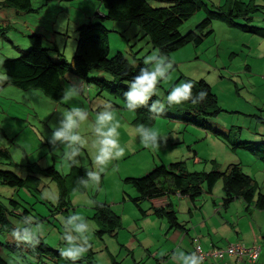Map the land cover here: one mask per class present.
I'll list each match as a JSON object with an SVG mask.
<instances>
[{
  "label": "rangeland",
  "instance_id": "rangeland-1",
  "mask_svg": "<svg viewBox=\"0 0 264 264\" xmlns=\"http://www.w3.org/2000/svg\"><path fill=\"white\" fill-rule=\"evenodd\" d=\"M31 1L36 10L35 14L19 13L5 8L2 5L3 0H0L1 81L6 80L4 62L29 52L31 46L28 37L32 34L44 37V47L50 50V55L55 60L72 62L78 47L79 28L88 24L91 19L95 21L96 14H103L105 11L102 0ZM158 1L149 0L153 6L169 4ZM224 1L200 0L203 10L181 27V34L195 30L211 11V5L218 6ZM256 3L264 5V0H256ZM89 17L91 19H87ZM239 24L264 28V13H259L252 23L240 20ZM105 25L112 32L111 57L122 52L132 62V52H138V58L143 57L145 60L147 55L155 51L142 39L143 35L135 25L112 21L105 22ZM213 30L214 34L206 38L202 46L188 45L170 56L173 68L161 82L158 97L165 98L173 84L185 81L183 77L195 81L205 80L217 96L224 112L218 117L204 119L211 130H221L232 136L230 143L221 140L212 131L174 119V112L178 116L183 115V112L174 111V107L172 110L156 113L161 116L155 117V122L151 125L147 124L146 116L140 123L135 124V120L140 117L138 113L128 110L122 99H115L108 89L101 93L96 85L88 87L76 80L66 82V92L70 85H76L78 94L66 96L57 104L40 90H21L13 85L2 84L0 169L11 171L21 178H27L36 170L38 172L35 175L39 181L37 187L32 189L0 186V203L12 211L13 216L23 217V212L26 211L28 215L35 217L42 229L41 239L56 251L64 246L61 240V234L65 230L64 220L70 214L78 212L90 222V231L87 234L89 249L81 259L94 258L97 264H113V261L121 264H154L147 261L152 253L145 252L139 242L145 244L151 240L159 246L160 236L163 235L159 224L165 222L159 221L153 225L150 219L141 220V213L132 202V199L138 197V193L133 184L126 182L127 179L142 178L157 167L179 162H186L189 172L192 173H210L213 170L225 172L229 166L239 165L245 174L258 182L257 194L264 193V163L253 150L231 149V143L237 141V138L240 142H264V123L261 122V119L264 121V39L232 29L222 22H214ZM95 75L105 76L102 72ZM73 107L87 111L88 118L81 123L79 131L89 143L83 148L84 155L79 158L81 164L69 166L63 156L66 149L53 152L48 140L53 131L50 125H58L61 113ZM103 110H111L119 121V141L125 151L122 156L109 161L104 170L100 171L101 166L94 162L96 148L91 144L96 139L94 124L97 114ZM141 124L159 132L157 145L145 146L141 142L137 131V126ZM233 127L242 130L239 132L234 129L231 132ZM196 156L201 164L194 166ZM51 167L60 178L47 173ZM88 171L96 172L98 176L88 177ZM81 178L86 179V182L82 183ZM217 187L218 193L223 195L220 190L223 183L220 182ZM170 198L173 199V196ZM201 198L211 197L204 195L198 200ZM67 199L71 200L70 206H67ZM11 201L17 202L18 206L12 207ZM182 201L176 198L174 208L177 213L178 210L181 211V216L188 210V201ZM179 203L183 204L182 208ZM100 204L108 205L118 216L124 217L123 226L115 235L105 234L101 238L97 236V231L103 225L94 220V208ZM151 207L149 201L142 204L144 211H149ZM252 214L254 216H249L250 221H258L257 211L254 210L250 215ZM20 220L9 217L8 230H3L0 223L2 258L12 261L13 264H72L63 257L49 255L51 253L45 255L47 258H38L32 253L31 247L18 246L12 241L10 230ZM260 227L264 230V219ZM143 229L145 230L142 233ZM9 244L11 247L17 246L18 251L7 248ZM167 249V246H163V255L158 258L165 256ZM38 250L37 254L41 249L38 247ZM92 251L94 255L91 254ZM133 252L137 261L132 255ZM261 259L264 264V252Z\"/></svg>",
  "mask_w": 264,
  "mask_h": 264
},
{
  "label": "trees",
  "instance_id": "trees-1",
  "mask_svg": "<svg viewBox=\"0 0 264 264\" xmlns=\"http://www.w3.org/2000/svg\"><path fill=\"white\" fill-rule=\"evenodd\" d=\"M161 1L169 4L153 6L149 0H102L105 16L96 14L95 21L89 17L87 19L91 20L88 24H83L79 28L78 47L70 63L66 60H55L50 55V50L44 47L42 35H30L28 37L31 46L29 52L19 58L7 59L4 62L6 80H0V89H2L1 85L4 84L13 85L21 90H40L45 96L59 104L66 97L65 83L76 80V82H81L88 87L98 86L101 93L108 89V92L116 97L115 99L121 98L126 106L124 97V92L127 91L126 84L146 65L143 57L138 58V52L130 54L133 59L132 62L122 52H118L113 57L110 56L112 32L105 25L107 21L135 25L138 27V31L142 33V39H145L154 50L163 51L169 58L188 45L202 46L206 38L214 34V22H222L232 29L264 39V28L251 24H239L240 20L252 23L259 16V13H264V5L257 4L256 0H225L218 6L211 5V11L208 12L207 17L197 25L195 30L189 31L185 35L181 34V27L203 10V4L200 0H159L158 2L161 3ZM2 5L19 13L35 14L36 12L31 0H3ZM58 55L61 57L60 52ZM100 72L104 73L105 76L95 75ZM183 79L190 80L186 77ZM192 81L195 85L193 92L204 91L207 93L206 97L196 105L189 103L173 106L174 111L183 112L182 116H178L174 112L175 118H173L181 119L185 123L203 130L212 131L221 140L230 143L229 139L232 136L221 130H211L207 120L204 119L218 117L224 112L219 105L217 96L205 80ZM160 87L161 83L158 85V88ZM152 99H157V97L154 96ZM172 108L168 110H172ZM135 112L140 116L135 120V124L140 123L141 119L146 116L147 124L151 125L155 122V117L161 116L150 113L147 106L141 107ZM261 122L264 123L262 119ZM234 129H238L239 132L242 130V128L233 127L231 132ZM231 149L233 151L253 150L259 160L264 163V142L262 144L240 142L237 138V141L231 143ZM39 171L45 173L43 170ZM37 172L33 170V173L27 178H21L11 171L0 169V186L15 189L36 188L39 181L35 175ZM47 173L52 177L60 178L53 167L49 168ZM126 182L133 184L136 188L138 197L132 199V202L141 213L144 211L142 204L145 201L159 200L176 194L196 200L205 194L212 195L220 182L223 183L225 207L241 201L247 205L248 211L251 210L250 214L254 210L264 212V193L257 194L258 182L252 176L245 174L239 165H231L225 172L213 170L210 173H192L189 172L186 162H179L169 166L157 167L142 178L127 179ZM40 184L41 181L39 186ZM67 200V206H70L71 200ZM11 203L12 207L18 206L15 201H11ZM94 210L96 212L94 220L99 225H103L97 231L98 237L101 238L105 234L115 235L123 226L121 216H118L108 205L100 204ZM153 213L159 218L165 219L172 230H186V225L179 221L177 211L170 209V206L154 209ZM23 214L28 215V212L24 211ZM9 217H14L16 220L22 218L21 215L13 216V212L0 203V223L3 230L9 228ZM1 246L0 244V251ZM38 247L41 251L37 254ZM7 248L18 251L17 246L11 247L10 244ZM31 251L38 258H45L49 253L54 257H61L59 251L50 248L42 239L41 243ZM91 254L94 255V252L92 251ZM77 262L97 264L94 258L90 260L80 259ZM0 264H9V262L0 258ZM113 264L121 263L113 261Z\"/></svg>",
  "mask_w": 264,
  "mask_h": 264
},
{
  "label": "clouds",
  "instance_id": "clouds-1",
  "mask_svg": "<svg viewBox=\"0 0 264 264\" xmlns=\"http://www.w3.org/2000/svg\"><path fill=\"white\" fill-rule=\"evenodd\" d=\"M145 67H142L138 74L128 81L127 91L124 92L126 107L130 111H136L141 107H148L150 113H163L173 106L185 104L196 105L202 101L207 93L204 91L193 92L194 81L185 80L175 83L167 92L165 98L158 97V85L170 74L173 64L171 59L161 50H155L147 55L144 60ZM78 94L76 85H70L66 96ZM157 96V99H152ZM151 103L149 104V102ZM88 118L84 108L73 107L61 113L58 125H50L53 129L48 142L52 145L53 152L61 148L64 159L69 166L80 165L79 159L84 155L83 148L88 145V140L81 135L79 129L81 123ZM119 121L111 110H103L97 114L94 124L96 139L91 146L96 148L95 164L100 165V171L104 170L109 161L123 155L125 149L120 145L118 131ZM140 140L145 146H155L158 143L159 132L143 124L137 126ZM45 139V138H44ZM87 176H98V173L88 171ZM80 181L86 182L81 178ZM64 232L61 240L64 246L59 249L60 256L72 264H76L84 254L88 252L90 222L80 213H72L64 220ZM42 229L35 217L25 215L18 224L10 230L11 240L18 246L26 245L35 249L41 243ZM2 258V257H0ZM181 264H202V258L196 252L185 253L179 251L174 254ZM9 264H13L9 261Z\"/></svg>",
  "mask_w": 264,
  "mask_h": 264
},
{
  "label": "crops",
  "instance_id": "crops-1",
  "mask_svg": "<svg viewBox=\"0 0 264 264\" xmlns=\"http://www.w3.org/2000/svg\"><path fill=\"white\" fill-rule=\"evenodd\" d=\"M84 90L82 89V93ZM201 164L199 159L194 161V166ZM216 186L214 193L208 195L211 198L192 200L189 197L180 196V194L173 195V199L170 197H164L159 200H151V209L149 211H143L141 213V220H151V223H157L159 221L165 222V224H159L163 235L160 236L159 246L148 240L143 244L139 242V246L145 248V252L152 253L147 260L149 263L157 262V264H181L178 258H174V254L179 251L185 253L196 252V248L201 246L205 252L209 253L216 250H223L227 247L235 244H243L248 248L261 247V253L259 259L254 264H262V255L264 252V230L261 229L260 223L263 224L264 212L257 211L259 214L258 221H250V211L247 209V205L241 201L235 202L232 206L225 207L223 195L218 193ZM216 192V194H215ZM206 195V194H205ZM204 197V195L202 196ZM176 198L180 201H188V210L184 212V219L181 216V211L178 210L179 221L186 225V230H172L170 225L165 219H161L156 216L153 211L157 208H163L170 206V209L175 210ZM182 201V202H183ZM209 202V204H208ZM182 208L183 204H180ZM236 206V207H235ZM146 212V213H144ZM247 218H249L247 220ZM122 223H124V217H122ZM164 228V229H163ZM145 229H143L142 233ZM165 240V241H164ZM198 240L199 242H195ZM163 246H167L165 256L162 253ZM150 251V252H149ZM135 256L134 252L132 254ZM134 259L137 258L136 256ZM162 260V261H161ZM135 261V260H134ZM135 264H138L135 262ZM144 264H147L144 263ZM202 264H253L250 259L240 260L235 256H227L224 259H214L208 257Z\"/></svg>",
  "mask_w": 264,
  "mask_h": 264
},
{
  "label": "built area",
  "instance_id": "built-area-1",
  "mask_svg": "<svg viewBox=\"0 0 264 264\" xmlns=\"http://www.w3.org/2000/svg\"><path fill=\"white\" fill-rule=\"evenodd\" d=\"M195 242L198 243L199 241L195 240ZM196 253L202 258V261H205L208 257H212L214 259H224L227 256H235L240 260L248 258L254 264L259 259L261 247L248 248L243 244H235L223 250H216L207 253L201 246H198L196 248Z\"/></svg>",
  "mask_w": 264,
  "mask_h": 264
}]
</instances>
